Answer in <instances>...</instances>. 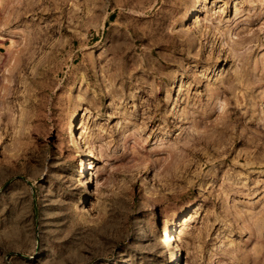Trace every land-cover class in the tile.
Returning <instances> with one entry per match:
<instances>
[{"label": "rangeland", "instance_id": "rangeland-1", "mask_svg": "<svg viewBox=\"0 0 264 264\" xmlns=\"http://www.w3.org/2000/svg\"><path fill=\"white\" fill-rule=\"evenodd\" d=\"M0 264H264V0H0Z\"/></svg>", "mask_w": 264, "mask_h": 264}, {"label": "bare ground", "instance_id": "bare-ground-1", "mask_svg": "<svg viewBox=\"0 0 264 264\" xmlns=\"http://www.w3.org/2000/svg\"><path fill=\"white\" fill-rule=\"evenodd\" d=\"M78 116H79V114L77 112V114H74L69 121L68 137L72 140L79 141V143L81 144V142H80L81 139L79 138V131H78V126H77L78 125ZM87 168L91 170L90 179H93V180L96 179L95 177L97 176L98 173H97V169H95V164L93 163L92 160H90ZM96 182H97V184H99L98 180ZM170 236H172V238L176 240L175 236H173V235H170Z\"/></svg>", "mask_w": 264, "mask_h": 264}]
</instances>
